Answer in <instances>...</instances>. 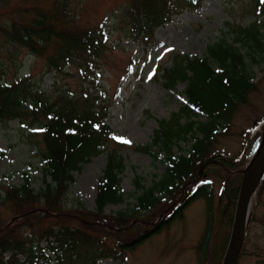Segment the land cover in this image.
Returning a JSON list of instances; mask_svg holds the SVG:
<instances>
[{"label": "trees", "instance_id": "trees-1", "mask_svg": "<svg viewBox=\"0 0 264 264\" xmlns=\"http://www.w3.org/2000/svg\"><path fill=\"white\" fill-rule=\"evenodd\" d=\"M72 1L52 0L46 9L33 7L25 14L16 11L13 17L0 25L1 44L13 63L21 51H25L45 61L43 74L68 76L72 73L71 69L76 68L79 89L76 93L57 90L52 98L49 92L41 91L31 77L14 78L11 83L3 84L0 80V124L24 121L27 116L30 117L29 122L37 126L40 133L42 145L38 149V156L44 164L42 186L38 190L30 188L27 177L19 188H0V204L10 202L9 207L13 206L9 209L10 219H15L0 231V264H97L105 259L123 263L127 251L141 244L148 234L158 231L163 225L145 227L147 229L144 228L139 237L117 246L91 238L85 228H98L113 234L106 225L109 224L110 229H122L128 223L140 221L133 216L141 212L149 215L166 197H171L170 204L173 206L180 200L186 185L194 183L197 177L200 180L192 186L193 195L189 199H204L209 211L208 228L199 241L200 251L207 245L205 238L209 234L210 221L211 190L201 179L206 169L213 167L225 178L235 177L233 185L230 179L224 180L222 194L228 209L237 199L242 177L240 161L221 153L211 154L210 147L217 135L228 129L235 108L256 88L250 68L258 63V57L264 56L262 28L254 24L233 28L232 41L219 40L206 48L205 56L192 59L181 56L169 68L162 70L161 76L167 90H173L178 83L186 84L184 106L168 120L159 121L154 131L152 145L166 153L163 172L148 188L143 189L140 183L135 182L137 188L142 190L136 196L137 205L131 213L122 212L107 223L98 220V214L103 213L106 205L123 201L118 184L123 162L116 151L123 146L112 141L111 130L105 123L106 102L100 90H97V79L94 78L97 62L110 49L106 38L109 20L105 18L95 26H79V18L69 7ZM202 2L126 0L121 8L113 11L117 15L112 19L119 20L120 29L127 34L124 37L127 41L141 47L152 41L154 32L174 16L183 10L199 8ZM255 8L259 15H264V4L259 5L257 1ZM49 47L50 52L47 50ZM132 64L130 61L129 68ZM199 116L203 120H198ZM263 127L264 123L253 127L249 134V145L251 141L259 140ZM110 141L114 148L107 153L106 166L99 179L96 216L82 222L84 229L59 223L54 213L61 212L60 202L67 199L68 190L75 182L74 173L102 151L107 152ZM188 141L191 144L187 155L174 156L172 148ZM144 148L137 147V150L151 154L150 146ZM152 156L155 159L157 155L152 152ZM206 163H209L207 168L200 173ZM229 170H235L236 174L230 176ZM260 183L255 190L257 197L264 185L263 181ZM40 202L44 203L41 208L38 206ZM170 208L167 209L170 211L167 221L181 217L183 207L180 204ZM5 223H0V229ZM42 242L44 247H41ZM48 251L52 252L53 257L48 256ZM206 252L205 249L202 254L205 256ZM219 264H222L221 260Z\"/></svg>", "mask_w": 264, "mask_h": 264}, {"label": "rangeland", "instance_id": "rangeland-1", "mask_svg": "<svg viewBox=\"0 0 264 264\" xmlns=\"http://www.w3.org/2000/svg\"><path fill=\"white\" fill-rule=\"evenodd\" d=\"M257 1L259 5L264 4L261 0H205L200 12L182 13L168 25L158 29L153 41L145 48L142 46L138 48L136 44L127 41L124 38L127 34L120 29L119 20L112 19L117 15L113 11L121 8L126 0H73L71 2L69 7L79 18L81 27L98 25L105 18L109 20L106 29L109 31L107 43L110 49L97 62L98 68L94 78L97 79V90L102 92L101 95L106 102L105 107L108 112L105 122L117 142L125 145L116 150L123 162V170L118 176L119 193L123 195V201L115 205H106L103 213L98 214V220L110 223L122 212L131 213L130 211L137 205L136 196L142 191L137 188L135 182L140 183L143 189L148 188L163 172L166 153L160 150V147L152 145L154 131L159 121L168 120L182 105L184 106L185 96L183 95L186 84L178 83L173 90H167L160 70L169 68L172 62L181 56L191 59L205 56L206 48L219 40L232 41L233 28L254 24L262 28L264 35V15H259L258 10L256 12ZM51 2L52 0H0V25L9 17H13L16 11L25 14L26 10L32 11L33 7L46 9ZM47 50L50 52L51 47ZM130 59L134 60L131 68H129ZM256 61L258 63L250 68L256 88L251 90L243 103L235 108L228 129L218 134L210 147L211 154L221 153L239 160L240 171L246 169L251 154L260 142V139L254 143L251 141L249 145L248 141L251 139L249 134L256 124L264 123V56L258 57ZM44 63L43 59L32 57L25 51H21L13 63L0 41L2 84L3 82L11 83L14 78L31 77L34 82H37L41 91L49 92L52 98L57 90L70 93H76L79 90L75 76L76 68H72V73L68 76L54 73L43 74ZM153 69H155L154 72ZM128 70L131 71L128 72ZM150 75L151 79H149ZM27 117L24 121L0 124L1 190L9 186L19 188L25 177L30 181V188L38 190L42 186L41 176L44 164L38 156V149L42 145L40 133L37 132L38 127L29 122L31 118ZM197 119L203 120L200 116ZM121 140H127L128 143H123ZM190 144L188 141L174 146L173 155H187ZM248 145L249 148H247ZM144 146L151 147V154L137 150V147L144 148ZM113 148L114 145L110 141L107 144V152L102 151L99 156L84 164L79 172L74 173L75 182L68 190L67 199L60 202L61 212L54 213L59 223L84 229L85 227L81 226L82 222L90 221L91 217L96 216L97 187L106 166L107 153ZM152 152L157 155L155 159ZM214 163L218 164V162ZM206 168L207 165L203 166L200 173ZM205 172L201 179L211 190V204L209 234L205 238L207 245L204 248L198 250L199 241L205 229L208 228L207 204L204 199L190 200L193 195L191 188L200 180L197 177L194 183L186 185L180 200L173 206L170 204L171 197H166L149 215L141 212L133 216L140 221L128 223L122 229H110L109 224L106 225L113 234L98 228H85V232L91 238L99 239L106 245L117 246L143 234L145 227L163 225L158 231L148 234L141 244L127 251L123 263L105 259L97 264H219L220 260L223 262L235 204L230 205L229 209L225 207L222 188L225 179H230L233 185L235 177L225 178L213 167L207 168ZM228 173L232 176L236 174V171L229 170ZM262 174L258 184L264 182V170ZM9 203L0 204V223L6 222L5 225L11 220L9 209L13 206L9 207ZM176 204L183 207L181 217H173V221H167L170 212L167 210L168 207L172 209ZM38 206L41 208L44 203L40 202ZM137 223L138 225H134ZM44 246L42 242L41 247ZM203 249L207 251L205 256L202 254ZM242 251L243 254L241 252L237 264H264V185L258 197L256 194L252 196ZM48 256L53 257L51 251H48Z\"/></svg>", "mask_w": 264, "mask_h": 264}, {"label": "water", "instance_id": "water-1", "mask_svg": "<svg viewBox=\"0 0 264 264\" xmlns=\"http://www.w3.org/2000/svg\"><path fill=\"white\" fill-rule=\"evenodd\" d=\"M264 169V130L256 152L249 160L238 191L237 201L234 209L231 231L223 260V264H237L243 237L245 218L250 214V201L257 181ZM13 221L10 220L6 227Z\"/></svg>", "mask_w": 264, "mask_h": 264}, {"label": "bare ground", "instance_id": "bare-ground-1", "mask_svg": "<svg viewBox=\"0 0 264 264\" xmlns=\"http://www.w3.org/2000/svg\"><path fill=\"white\" fill-rule=\"evenodd\" d=\"M255 152H256V148H255V150L253 151V153L251 154V157L250 158H252L253 157V155L255 154ZM256 186V185H255ZM254 188V187H253ZM252 197V196H251ZM250 206H251V201H250ZM247 219H249V216H247L244 220H245V222H244V228H246V226H247V223H248V220Z\"/></svg>", "mask_w": 264, "mask_h": 264}, {"label": "snow or ice", "instance_id": "snow-or-ice-1", "mask_svg": "<svg viewBox=\"0 0 264 264\" xmlns=\"http://www.w3.org/2000/svg\"><path fill=\"white\" fill-rule=\"evenodd\" d=\"M262 3H264V0H261ZM155 71V69H153V72ZM149 79H151V75L149 76ZM113 139H116V137H113ZM121 142L123 143H128L127 140H121Z\"/></svg>", "mask_w": 264, "mask_h": 264}]
</instances>
